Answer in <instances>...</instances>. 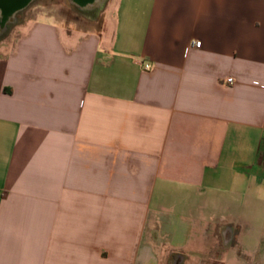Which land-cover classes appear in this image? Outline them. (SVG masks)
I'll return each mask as SVG.
<instances>
[{"label": "crops", "instance_id": "crops-1", "mask_svg": "<svg viewBox=\"0 0 264 264\" xmlns=\"http://www.w3.org/2000/svg\"><path fill=\"white\" fill-rule=\"evenodd\" d=\"M111 2L0 46V264H160L179 213L264 189V0Z\"/></svg>", "mask_w": 264, "mask_h": 264}, {"label": "rangeland", "instance_id": "rangeland-1", "mask_svg": "<svg viewBox=\"0 0 264 264\" xmlns=\"http://www.w3.org/2000/svg\"><path fill=\"white\" fill-rule=\"evenodd\" d=\"M104 9L89 11L77 6L75 0H34L17 15V26L10 25L9 32L0 37V46L9 39L13 29L37 14H50L55 20L62 21L64 25H59V30L72 27L93 30L102 28L104 16L110 11L107 8L104 13ZM208 202L203 205L201 213L196 214L200 222L193 224L189 214L179 213L186 220L180 221L179 227L164 230L169 233L170 244L181 242L185 247L182 252L170 256V248H166L160 264H173V257L178 261L179 256L180 264H264V189L212 195ZM212 212H216L213 220H208ZM160 213L165 218L170 212L161 210ZM182 230L184 235L180 233ZM226 230L232 234L229 243L224 237Z\"/></svg>", "mask_w": 264, "mask_h": 264}, {"label": "water", "instance_id": "water-1", "mask_svg": "<svg viewBox=\"0 0 264 264\" xmlns=\"http://www.w3.org/2000/svg\"><path fill=\"white\" fill-rule=\"evenodd\" d=\"M91 1L93 0H83L85 3H90ZM30 2L31 0H0V33L4 32L9 24L15 22L17 15L25 10L30 5ZM106 2L107 0L101 7L89 9V11L102 9Z\"/></svg>", "mask_w": 264, "mask_h": 264}, {"label": "bare ground", "instance_id": "bare-ground-1", "mask_svg": "<svg viewBox=\"0 0 264 264\" xmlns=\"http://www.w3.org/2000/svg\"><path fill=\"white\" fill-rule=\"evenodd\" d=\"M105 1L106 0H93L90 3H85L83 2V0H75L76 3L84 7L86 10L101 7L105 3Z\"/></svg>", "mask_w": 264, "mask_h": 264}, {"label": "flooded vegetation", "instance_id": "flooded-vegetation-1", "mask_svg": "<svg viewBox=\"0 0 264 264\" xmlns=\"http://www.w3.org/2000/svg\"><path fill=\"white\" fill-rule=\"evenodd\" d=\"M33 1H34V0H32V2H33ZM32 2H31V3H32ZM31 3H30V4H31ZM76 4H77V6L79 5L78 3H76ZM80 6H81V5H80ZM17 20H18V17H16V20H15L14 23H17ZM10 25H12V24H9L8 27L6 28V30H5L4 32L0 33V37H1V36L3 37V36L6 34V32H8ZM227 232H229V231L226 230V232H224V237H225L226 239H228ZM177 258H178V259H177L178 261L174 260L175 257H173V264H176V262L179 263V261H181V257H180V256L177 257Z\"/></svg>", "mask_w": 264, "mask_h": 264}, {"label": "built area", "instance_id": "built-area-1", "mask_svg": "<svg viewBox=\"0 0 264 264\" xmlns=\"http://www.w3.org/2000/svg\"><path fill=\"white\" fill-rule=\"evenodd\" d=\"M192 47H194V48H196V49H200L201 47H202V43L200 42V41H198V42H194L193 44H192ZM147 68H148V66H147ZM233 79H230L229 80V83L230 84H233Z\"/></svg>", "mask_w": 264, "mask_h": 264}]
</instances>
